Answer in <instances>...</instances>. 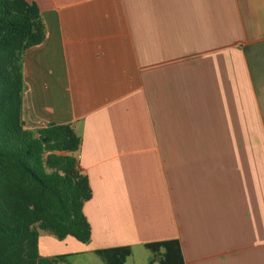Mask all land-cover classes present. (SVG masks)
<instances>
[{"label": "crops", "instance_id": "1", "mask_svg": "<svg viewBox=\"0 0 264 264\" xmlns=\"http://www.w3.org/2000/svg\"><path fill=\"white\" fill-rule=\"evenodd\" d=\"M25 1L24 128L70 125L91 191L89 241L41 232L39 256L175 239L184 264H264V0Z\"/></svg>", "mask_w": 264, "mask_h": 264}, {"label": "trees", "instance_id": "2", "mask_svg": "<svg viewBox=\"0 0 264 264\" xmlns=\"http://www.w3.org/2000/svg\"><path fill=\"white\" fill-rule=\"evenodd\" d=\"M39 10L25 0H0V264H64L38 254L39 232L85 244L86 176L70 154L80 139L70 125L26 130L21 119L22 55L44 40ZM44 140V141H43ZM149 264H184L175 239L144 245ZM105 264H124L129 247L94 251Z\"/></svg>", "mask_w": 264, "mask_h": 264}, {"label": "rangeland", "instance_id": "3", "mask_svg": "<svg viewBox=\"0 0 264 264\" xmlns=\"http://www.w3.org/2000/svg\"><path fill=\"white\" fill-rule=\"evenodd\" d=\"M42 231L39 232V234ZM48 233V232H47ZM150 252L144 248H137L133 250L132 256L126 261L125 264H149ZM70 262L73 264H105L97 256L89 255L80 258L72 257Z\"/></svg>", "mask_w": 264, "mask_h": 264}, {"label": "water", "instance_id": "4", "mask_svg": "<svg viewBox=\"0 0 264 264\" xmlns=\"http://www.w3.org/2000/svg\"><path fill=\"white\" fill-rule=\"evenodd\" d=\"M44 141V140H43Z\"/></svg>", "mask_w": 264, "mask_h": 264}]
</instances>
